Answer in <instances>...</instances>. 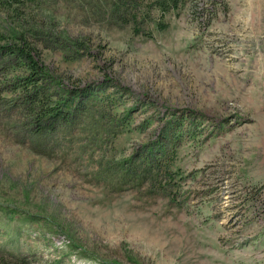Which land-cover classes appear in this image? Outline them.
Instances as JSON below:
<instances>
[{
    "label": "rangeland",
    "instance_id": "rangeland-1",
    "mask_svg": "<svg viewBox=\"0 0 264 264\" xmlns=\"http://www.w3.org/2000/svg\"><path fill=\"white\" fill-rule=\"evenodd\" d=\"M0 264H264V0L0 4Z\"/></svg>",
    "mask_w": 264,
    "mask_h": 264
},
{
    "label": "trees",
    "instance_id": "trees-1",
    "mask_svg": "<svg viewBox=\"0 0 264 264\" xmlns=\"http://www.w3.org/2000/svg\"><path fill=\"white\" fill-rule=\"evenodd\" d=\"M13 1H17V0H0V4H4V3H9L10 4ZM2 48H4V50H7V51H9L11 53H17V55L23 54L24 56L27 57V59H28V57H30V54H28L27 52H24L23 48H21V46L19 48L18 47L15 48L13 46H10V44H6V45L2 46ZM30 60L32 61L33 59H30Z\"/></svg>",
    "mask_w": 264,
    "mask_h": 264
}]
</instances>
